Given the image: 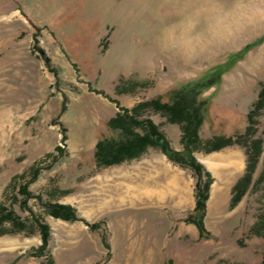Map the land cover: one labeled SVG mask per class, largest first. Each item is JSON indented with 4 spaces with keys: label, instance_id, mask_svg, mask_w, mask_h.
<instances>
[{
    "label": "rangeland",
    "instance_id": "374dc122",
    "mask_svg": "<svg viewBox=\"0 0 264 264\" xmlns=\"http://www.w3.org/2000/svg\"><path fill=\"white\" fill-rule=\"evenodd\" d=\"M252 44L203 95V141L246 130L264 86V0H0V209L26 227L4 224L13 232L0 235V264H264V154L233 209V190L219 193L226 169L212 168L204 238L184 221L195 208L191 169L153 147L109 167L95 158L99 141L118 136L108 123L122 109L167 102ZM142 113L181 145L179 125ZM256 119L264 141V111ZM226 151L208 157L226 163ZM33 168L27 198L19 186ZM48 203L80 220L52 217ZM39 224L50 240L37 257Z\"/></svg>",
    "mask_w": 264,
    "mask_h": 264
},
{
    "label": "trees",
    "instance_id": "16d2710c",
    "mask_svg": "<svg viewBox=\"0 0 264 264\" xmlns=\"http://www.w3.org/2000/svg\"><path fill=\"white\" fill-rule=\"evenodd\" d=\"M252 45H248L238 53L228 55L225 63L217 65L213 71L199 81H193L175 89L170 93L167 102L161 98L141 102L133 109H122V113L116 114L108 123L110 129L117 131L118 136L112 139H104L96 145L95 158L100 166L109 167L119 165L126 161L141 158L147 153L150 147L160 150L170 161L182 168H189L197 178L195 186V208L184 221L193 224L199 231L201 238L209 236L204 220L207 211V202L210 197V188L213 184V177L209 171L197 160L196 153H212L220 151L229 146H241L245 149L247 166L244 175L233 187L230 207H236L246 195L253 183V176L257 166L264 154V141L255 138L257 117L264 111V86L259 93V98L247 114L248 125L243 134L234 136H215L203 141L201 130L205 123L208 100L203 95L210 89L219 85L224 74L229 72L238 61L248 54ZM153 110L166 117L170 124H177L181 129L182 151H176L167 136L159 126L151 119L143 117V111ZM40 173L38 168H33V177L29 183L19 186V191L28 198L31 193L28 191V184L34 182ZM264 181V170L261 175ZM26 205V200L21 202ZM48 214L54 218L64 221L80 220L76 209L67 204L48 203ZM6 222H10L16 231L24 230L25 223L16 217L12 211L5 207L0 209V235L10 234V231L3 229ZM42 238L41 246L32 254L37 257L44 256L50 240V227L47 224H39ZM96 228V227H95ZM256 230V229H255ZM264 230V229H263ZM264 236V235H263ZM49 264H53L50 259Z\"/></svg>",
    "mask_w": 264,
    "mask_h": 264
},
{
    "label": "crops",
    "instance_id": "0c3cea01",
    "mask_svg": "<svg viewBox=\"0 0 264 264\" xmlns=\"http://www.w3.org/2000/svg\"><path fill=\"white\" fill-rule=\"evenodd\" d=\"M182 134V133H181ZM180 144H181V138H180ZM233 146L226 147L220 151L227 150L224 152L221 156L225 158L226 163H214L212 162V157H208L210 155H214L216 153H219L220 151L212 152L209 154L203 153L201 158L197 157V154H195V157L197 160L206 168L207 171H209L213 177V182H216V175L214 174L213 169H217V167H223L225 168V177L222 178L220 181L222 184H227L226 188H221L219 193L220 196L223 194H226L231 189L233 190V187L237 183V181L244 175L246 170V153L243 149H228ZM173 148L176 151H182L183 146H173ZM201 153V152H200ZM149 163H165L164 161H149ZM174 179V178H173ZM186 196L189 197L188 191H186ZM188 200V198H187Z\"/></svg>",
    "mask_w": 264,
    "mask_h": 264
}]
</instances>
